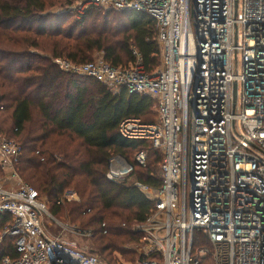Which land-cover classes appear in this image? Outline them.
<instances>
[{
    "label": "built area",
    "instance_id": "1",
    "mask_svg": "<svg viewBox=\"0 0 264 264\" xmlns=\"http://www.w3.org/2000/svg\"><path fill=\"white\" fill-rule=\"evenodd\" d=\"M94 6L143 11L157 24L160 65L152 72L137 49L128 66L104 56L54 59L114 94L125 89L158 102L154 122L128 117L119 126L122 137L150 141L163 155L161 186L136 183L154 206L136 225L142 239L133 264H201L207 256L215 264H264V0H70L63 10L81 17ZM22 153L21 143L0 133V214L11 215L3 234L16 239V254L0 264H111L65 236L93 233L59 220L23 182ZM136 160L145 166L147 153ZM133 171L116 154L107 177ZM65 198L79 200L76 192Z\"/></svg>",
    "mask_w": 264,
    "mask_h": 264
},
{
    "label": "trees",
    "instance_id": "2",
    "mask_svg": "<svg viewBox=\"0 0 264 264\" xmlns=\"http://www.w3.org/2000/svg\"><path fill=\"white\" fill-rule=\"evenodd\" d=\"M69 1L0 0V133L22 144L18 170L48 198L51 213L91 230V251L122 264L118 254L140 258L136 225L154 206L136 183L161 186L163 155L150 141L122 137L119 126L128 117L154 122L158 102L125 89L114 94L94 78L62 71L54 59L86 63L99 52L113 66H128L137 49L152 72L160 65L157 24L134 9L94 6L81 17L55 10ZM140 151L147 153L145 166L136 160ZM116 154L134 166L119 181L107 177ZM69 191L80 200H67ZM10 222V214H0V234ZM4 236L0 261L16 254L15 237ZM201 264L215 262L207 256Z\"/></svg>",
    "mask_w": 264,
    "mask_h": 264
},
{
    "label": "rangeland",
    "instance_id": "3",
    "mask_svg": "<svg viewBox=\"0 0 264 264\" xmlns=\"http://www.w3.org/2000/svg\"><path fill=\"white\" fill-rule=\"evenodd\" d=\"M64 7H65V5H63V6H59V7L55 8V10H56V11H61V10L64 9ZM100 56H103V54L98 52V53H95L94 58H97V57H100ZM13 140H14V139H13ZM16 141H17V140H16ZM1 173H2L3 176H5V175H4L5 173H3V172H1ZM1 173H0V174H1ZM21 177H22V176H21ZM22 180H23V182L27 183V181H25L23 177H22ZM13 183H15V182H12V185H13ZM28 184H29V183H28ZM69 192H74V191H69ZM67 193H68V192H67ZM67 193H66V194H67ZM41 196L44 197V198L47 200V202H48V198H47L46 196H44V195H41ZM77 196L79 197V200H80V196H79L78 194H77ZM73 200H74V199H73ZM48 206H49V208H50V203H49V202H48ZM50 212H51V210H50ZM56 217H57L59 220H61V221L69 222V223H71L72 225H75V226H77V227L80 228V226H79L78 224H75L74 222L71 221L70 218H68L69 216H64V217L56 216ZM46 222H47V224L53 222V225H52V227H51V231H52L54 234H57V233L60 232L61 228H60L57 224H55V222H54L51 218L47 217V218H46ZM3 233H4V232L2 231V233L0 234V247H1L3 244H6V243L9 242V240L7 239V236H4ZM65 236H66L67 238H69L70 240H75V241H77L78 244L81 245V246H87V247L91 248V241H90L89 238H82V237H79L78 235L73 234V233H71V232H67ZM139 247H140V244H136V245H135V249H136L138 255L140 256V253H139ZM117 254H118V253H117ZM118 257L121 259L122 264H133V263H135V262L139 259V257H138V258H136V259L133 260V261H126V260L122 257L121 254H118Z\"/></svg>",
    "mask_w": 264,
    "mask_h": 264
}]
</instances>
